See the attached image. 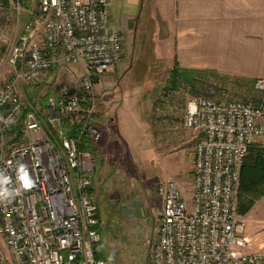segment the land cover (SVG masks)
<instances>
[{
	"label": "built area",
	"instance_id": "2783aa9c",
	"mask_svg": "<svg viewBox=\"0 0 264 264\" xmlns=\"http://www.w3.org/2000/svg\"><path fill=\"white\" fill-rule=\"evenodd\" d=\"M23 1L35 8L25 10L9 58L18 69L0 83V179L14 193L0 200V264H107L95 257L101 224L86 191L94 151L80 146L100 141L93 85L122 61L123 39L110 25L109 0ZM7 2L19 15L18 0H0V10ZM65 63L79 65L82 75L78 87L61 84L46 99L44 118L59 143L43 134L6 148L18 122L26 131L41 129L36 110L24 115L18 83L47 79ZM253 88L264 94V79ZM183 124L196 136L191 194L186 198L173 180L158 184L163 205L150 264H264V254L244 251L246 220L237 210L242 161L252 142L264 140L263 105L192 97ZM21 165L31 188L21 187Z\"/></svg>",
	"mask_w": 264,
	"mask_h": 264
},
{
	"label": "rangeland",
	"instance_id": "374dc122",
	"mask_svg": "<svg viewBox=\"0 0 264 264\" xmlns=\"http://www.w3.org/2000/svg\"><path fill=\"white\" fill-rule=\"evenodd\" d=\"M18 2L20 20L11 10L12 15L6 22L8 27L0 28L1 34L11 38L0 40L3 52L0 71L6 72V78L0 79V83L18 69L10 64L9 58L22 33L23 23L21 26L20 23L28 19L25 10L29 6L35 8L31 2ZM5 7L10 8L9 2ZM150 71L148 56L140 58L138 54L127 52L112 72L97 78L93 85L94 125L100 130L101 138L97 144H90L95 163L89 193L98 207L101 224L98 251L107 264H150L163 205V195L157 189L160 182L176 181L186 198L191 194L196 136L183 124L189 99H229L263 105L264 108V94L242 83L224 82L208 76L201 82L200 89L193 90L181 83L176 89L166 90L169 74L156 81L154 87ZM81 75L79 65L65 63L55 67L47 79L19 82L17 89L23 106L27 112L30 109L37 111L41 129L26 131L22 121L18 122L5 136L6 148L25 146L43 134L57 145V132L44 118L46 99L55 96L61 84L78 87ZM138 112L146 117L150 136V186L144 187L140 185V176L144 171L147 142L142 136L143 120L137 118ZM142 189L152 192L147 221L141 219L144 215L136 217L132 201L136 193L144 191Z\"/></svg>",
	"mask_w": 264,
	"mask_h": 264
},
{
	"label": "crops",
	"instance_id": "0c3cea01",
	"mask_svg": "<svg viewBox=\"0 0 264 264\" xmlns=\"http://www.w3.org/2000/svg\"><path fill=\"white\" fill-rule=\"evenodd\" d=\"M109 10L110 25L122 36L124 55L130 52L150 58L154 87L175 64L228 77L264 79V0H109ZM11 15L10 8L0 10V28L6 29ZM17 17L19 21L20 14ZM0 40L11 38L0 33ZM2 54L0 47V58ZM5 75L1 70L0 79ZM140 117L147 142L140 176L144 187L150 186V136L147 119L138 112ZM256 143L264 146V140ZM146 189L132 199L136 217L144 215V221L150 218L152 196ZM244 218L248 238L244 250L264 254V195Z\"/></svg>",
	"mask_w": 264,
	"mask_h": 264
},
{
	"label": "trees",
	"instance_id": "16d2710c",
	"mask_svg": "<svg viewBox=\"0 0 264 264\" xmlns=\"http://www.w3.org/2000/svg\"><path fill=\"white\" fill-rule=\"evenodd\" d=\"M211 76L215 79L223 80L224 82L230 81L232 83H242L245 86L253 87V80L246 78H234L221 75L212 70H195L185 69L179 67L177 64L169 71L168 83L166 90H172L178 88L181 83H185L193 90L201 88V82L203 83L205 78ZM27 111L24 109V115ZM82 150L90 148V143L87 139H84L80 146ZM90 188V187H89ZM87 188V192H89ZM264 195V146L258 143H252L249 145L248 153L244 157L241 170L240 180L237 193V210L241 215H245L254 203ZM100 229H98L99 232ZM99 242L95 246V257L98 259H106L99 253Z\"/></svg>",
	"mask_w": 264,
	"mask_h": 264
},
{
	"label": "clouds",
	"instance_id": "9594fccd",
	"mask_svg": "<svg viewBox=\"0 0 264 264\" xmlns=\"http://www.w3.org/2000/svg\"><path fill=\"white\" fill-rule=\"evenodd\" d=\"M20 172L22 173L19 176V179L21 181V187H23L25 189L31 188L32 187V181L28 177L27 170L23 165L20 166ZM0 177H2V176H0ZM7 183H8L7 178L0 179V200L11 197L14 194L13 192H10L6 187H3V185H5Z\"/></svg>",
	"mask_w": 264,
	"mask_h": 264
}]
</instances>
